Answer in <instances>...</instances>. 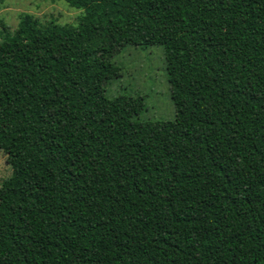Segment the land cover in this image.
I'll return each mask as SVG.
<instances>
[{"label":"trees","instance_id":"obj_1","mask_svg":"<svg viewBox=\"0 0 264 264\" xmlns=\"http://www.w3.org/2000/svg\"><path fill=\"white\" fill-rule=\"evenodd\" d=\"M0 34V264H264V0H64ZM161 45L171 120L107 96Z\"/></svg>","mask_w":264,"mask_h":264},{"label":"rangeland","instance_id":"obj_2","mask_svg":"<svg viewBox=\"0 0 264 264\" xmlns=\"http://www.w3.org/2000/svg\"><path fill=\"white\" fill-rule=\"evenodd\" d=\"M24 14L33 16L41 25L74 26L78 24L82 10L69 6L64 0H0V34L16 30ZM112 60L120 67V75L108 83L107 96L144 95L145 110L140 113L139 119L174 118L161 45L144 48L127 46ZM5 158L6 155L0 151V184L11 174V167Z\"/></svg>","mask_w":264,"mask_h":264}]
</instances>
